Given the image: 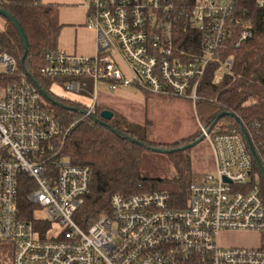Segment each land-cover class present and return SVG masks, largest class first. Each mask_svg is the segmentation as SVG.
<instances>
[{"label": "built area", "instance_id": "1", "mask_svg": "<svg viewBox=\"0 0 264 264\" xmlns=\"http://www.w3.org/2000/svg\"><path fill=\"white\" fill-rule=\"evenodd\" d=\"M165 1L83 0L97 54L50 53L41 77L54 81L51 88L88 98L89 104L76 102L91 115L101 87L108 92L131 87L195 107L208 68L225 49L229 24L238 23L233 21L237 0H196L190 18L206 42L193 56L175 52ZM255 2L264 9V0ZM249 28L247 22L235 47L252 37ZM17 64L0 46L2 259L6 255L10 264H264V192L241 133L198 121L215 170L192 180L183 207L168 192L115 194L109 212L83 229L74 217L90 193L91 168L73 165L65 155L79 114L65 126L62 113L48 107ZM220 66L215 83L230 75L232 60ZM23 194L33 205L32 219L21 208ZM53 225L60 231L49 236ZM236 233L258 235L260 243L247 248L221 242L222 234Z\"/></svg>", "mask_w": 264, "mask_h": 264}, {"label": "trees", "instance_id": "2", "mask_svg": "<svg viewBox=\"0 0 264 264\" xmlns=\"http://www.w3.org/2000/svg\"><path fill=\"white\" fill-rule=\"evenodd\" d=\"M196 0H166L167 15L173 25V41L176 53L198 55L205 45V36L194 25L190 13ZM0 8L11 14L21 25L28 40L29 49L24 63L23 43L15 28L7 20L0 32L1 49L17 60L20 72L32 74L37 83L63 106L76 107V101L61 99L51 92L53 80L40 75L46 56L58 51L60 25H58L56 7L45 5L42 0H0ZM230 23L225 49L219 60L210 65L202 81L195 111L201 124L218 126L222 132L241 133L239 123L230 116L218 119L221 113L234 114L247 129L251 143L264 167V9L257 7L255 0H237L233 21ZM250 24L252 37L242 46L235 47L240 30ZM228 59L232 60L230 75L221 82L215 83L216 73ZM91 87V82H86ZM142 93H148L141 91ZM47 101V100H46ZM48 103V107L62 113L61 121L65 126L73 123L77 115L64 108ZM105 107L98 105L94 117L100 115ZM77 123L70 131L65 146V155L73 165L91 168L90 193L86 196L83 206L75 214L76 223L83 229L89 228L103 214L110 210V199L115 194L130 196L146 192H164L161 186L177 185L176 190L166 191L176 205L183 207L188 195L187 190L192 182L181 170L169 180L150 177L143 170L142 161L149 149L117 137L109 127L118 129L122 134L138 140L147 147L161 148L147 138L148 128L132 124L119 114L97 123L92 118L77 116ZM104 121V120H103ZM243 135V134H242ZM201 138L196 133L194 143ZM197 145V144H196ZM166 150L167 147L163 146ZM169 153L177 168L184 165V150L173 148ZM152 152V151H150ZM253 176L264 192V180L253 160ZM180 183V184H179ZM264 194V193H263ZM21 208L26 219H32L33 205L23 194ZM1 264H7L0 257Z\"/></svg>", "mask_w": 264, "mask_h": 264}, {"label": "rangeland", "instance_id": "3", "mask_svg": "<svg viewBox=\"0 0 264 264\" xmlns=\"http://www.w3.org/2000/svg\"><path fill=\"white\" fill-rule=\"evenodd\" d=\"M83 1V0H82ZM87 15V14H86ZM5 26V20L0 16V32ZM51 92L58 97L67 98L71 101H77L82 104H89L88 98L81 94H74L65 88L53 86ZM101 105L106 109L119 114L132 124L147 127V138L155 145L167 147L166 150L179 149L190 143H194L193 137L199 132L198 116L193 103L188 100L178 98H166L151 93H142L135 88L122 89L119 92H108L100 88ZM75 118L73 122H76ZM202 139V137L200 138ZM199 139V140H200ZM164 149V148H162ZM184 165L177 168L173 159L167 153H156L146 151L142 168L150 174V177L161 180H169L177 176L179 171L184 172V176L191 179H200L208 173H213L215 163L213 152L206 141H202L182 151ZM180 184V183H179ZM177 185H163L164 192L176 190ZM43 216L38 213L36 216ZM60 231L57 225L52 226L48 233L52 236ZM221 242L226 246L236 247H257L260 243L258 235L254 234H222ZM11 251V250H10ZM5 262L10 264V259L4 255Z\"/></svg>", "mask_w": 264, "mask_h": 264}, {"label": "crops", "instance_id": "4", "mask_svg": "<svg viewBox=\"0 0 264 264\" xmlns=\"http://www.w3.org/2000/svg\"><path fill=\"white\" fill-rule=\"evenodd\" d=\"M42 3L56 7L55 17L61 27L58 50L85 57L97 54V35L87 27V11L82 0H42ZM100 105L106 104L100 101Z\"/></svg>", "mask_w": 264, "mask_h": 264}, {"label": "water", "instance_id": "5", "mask_svg": "<svg viewBox=\"0 0 264 264\" xmlns=\"http://www.w3.org/2000/svg\"><path fill=\"white\" fill-rule=\"evenodd\" d=\"M0 16L7 20L10 24H12V26L15 28L16 32H17V35H19L20 37V40L22 41L23 43V47H24V55L21 59V63L23 64L26 57H27V54H28V50L29 49V44H28V40L24 34V31L21 27V25L19 24V22L17 21L16 18H14L11 14H9L8 12H6L5 10L1 9L0 8ZM27 76L30 78V80H32L37 88L39 89V91L41 92V94L43 95V97L49 102L51 103L52 105H55V106H59V107H62L64 108L66 111L70 112V113H76V114H79V115H82V116H85V117H89V118H92L95 122L97 123H102V124H105V121H109L113 118V113L112 111L110 110H104V112L101 113L100 117L101 119H97L94 117V115H91V114H88L87 111L85 110H82V109H79V108H76V107H69V106H63L62 104L58 103L53 97L52 95H50L47 91H45L36 81V79L34 78V76L30 73H26ZM230 116L232 118H234L240 125V129H241V132L245 138V141L248 145L249 148V151H250V154L256 164V166L258 167L259 169V172L261 174V176L263 177V180H264V167L262 166L258 156L256 155L255 153V150L253 148V145L251 143V140H250V137L248 135V132L246 131V129L244 128V126L241 124V122L239 121V119L232 113H221L218 117V119H221L225 116ZM104 120V121H103ZM110 130L117 136L119 137L120 139H126L128 141H130L131 143L133 144H136V145H140L142 147H145L147 149H149L150 151L152 152H156V153H172L174 150H165V149H162V148H154V147H147L146 145H144L143 143L139 142L138 140H135V139H132L130 137H127L126 135L122 134L118 129H113L111 127H109ZM203 139H200L198 140L196 143H190L188 145H185L177 150H187V149H190L191 147H194L196 144L202 142Z\"/></svg>", "mask_w": 264, "mask_h": 264}]
</instances>
